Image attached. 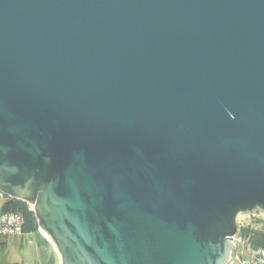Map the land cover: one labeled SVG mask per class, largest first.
I'll use <instances>...</instances> for the list:
<instances>
[{
    "label": "water",
    "instance_id": "obj_1",
    "mask_svg": "<svg viewBox=\"0 0 264 264\" xmlns=\"http://www.w3.org/2000/svg\"><path fill=\"white\" fill-rule=\"evenodd\" d=\"M0 191L60 264H228L264 213V0H0Z\"/></svg>",
    "mask_w": 264,
    "mask_h": 264
},
{
    "label": "rangeland",
    "instance_id": "obj_2",
    "mask_svg": "<svg viewBox=\"0 0 264 264\" xmlns=\"http://www.w3.org/2000/svg\"><path fill=\"white\" fill-rule=\"evenodd\" d=\"M249 217L250 236L253 232L264 233V213L254 210ZM247 238L249 240V236ZM252 242L251 247L254 249L262 245ZM0 264H60V259L53 243L38 229V234L32 232L17 238H0Z\"/></svg>",
    "mask_w": 264,
    "mask_h": 264
},
{
    "label": "built area",
    "instance_id": "obj_3",
    "mask_svg": "<svg viewBox=\"0 0 264 264\" xmlns=\"http://www.w3.org/2000/svg\"><path fill=\"white\" fill-rule=\"evenodd\" d=\"M9 198L0 191V238L2 239L25 235L22 216L7 208ZM250 213H239L236 217L237 229L231 239L236 249L228 264H264V245L254 249L248 238L243 235V230L249 227L247 219L250 218Z\"/></svg>",
    "mask_w": 264,
    "mask_h": 264
},
{
    "label": "trees",
    "instance_id": "obj_4",
    "mask_svg": "<svg viewBox=\"0 0 264 264\" xmlns=\"http://www.w3.org/2000/svg\"><path fill=\"white\" fill-rule=\"evenodd\" d=\"M7 208L11 211L17 212L22 216L23 219V232L29 234L36 232L38 234V224L34 212L31 209V206L26 202L21 200L9 198L7 200ZM244 237L249 236V240L256 245H264V233L253 232L250 236L249 227L243 230ZM261 245V246H262Z\"/></svg>",
    "mask_w": 264,
    "mask_h": 264
},
{
    "label": "bare ground",
    "instance_id": "obj_5",
    "mask_svg": "<svg viewBox=\"0 0 264 264\" xmlns=\"http://www.w3.org/2000/svg\"><path fill=\"white\" fill-rule=\"evenodd\" d=\"M41 234H42L45 238L49 239V236H48L43 230H41Z\"/></svg>",
    "mask_w": 264,
    "mask_h": 264
}]
</instances>
